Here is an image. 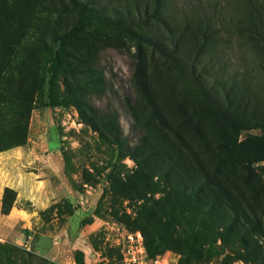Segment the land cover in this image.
<instances>
[{
    "label": "rangeland",
    "instance_id": "obj_1",
    "mask_svg": "<svg viewBox=\"0 0 264 264\" xmlns=\"http://www.w3.org/2000/svg\"><path fill=\"white\" fill-rule=\"evenodd\" d=\"M102 1L108 13L112 12L116 0ZM199 1L169 0V6L181 13V8ZM3 4L7 14L0 15V32L5 33V23L10 21L25 23L30 26L24 39L28 43L38 38L50 43L52 31L63 33L78 19L67 0H4ZM244 24L215 23L217 51L211 59L204 57L199 65L209 69L208 82L214 89L238 86L236 95L230 97L238 98L236 115L248 123L240 130L238 142L246 140L250 145L264 147V45L246 37ZM156 27L157 23H148L145 31L154 34ZM134 43L114 27L96 24L77 40L80 56L93 62L94 70L86 66L75 69L77 61L71 60L69 75L55 79L36 95L26 142L0 151V170L5 172L6 182H16L9 187L16 195L6 214L1 213L5 187L0 197V243L30 253L34 264H120L124 237L138 230L162 243L156 251L149 252L163 256L169 264H264V159L252 164V179H262L257 188L261 190L259 199H255L256 186L244 189L251 205L261 204L254 207L259 222L255 221L254 234H246V248L234 236L224 243L228 231L220 228L216 219L189 211L183 214L178 229L170 224L168 228L163 221L155 226L152 220L136 226L132 221L142 200H120L116 196L119 187L115 182L132 177L135 164L123 156L127 152L121 146L103 140L105 131L91 114H115L125 144L137 142L141 132L133 128L124 104V97H136L132 76L138 59ZM143 47L147 70L155 71L157 66L161 73L168 72V64L158 53ZM41 56L34 57L32 67L39 64ZM182 70L179 72L185 69ZM100 71L105 81L96 79ZM169 77L175 80L171 82L173 87L181 86L179 75ZM65 79L67 84L63 83ZM83 118L92 119L95 128L92 121L86 123ZM17 151L20 158L14 155ZM15 166L20 173L16 180L12 172ZM19 195L23 197L17 202ZM153 197L162 196L156 193ZM17 205L32 215L36 213L29 219L27 215L19 217ZM123 211L129 217L122 215ZM221 220L223 225L230 223L225 215Z\"/></svg>",
    "mask_w": 264,
    "mask_h": 264
},
{
    "label": "trees",
    "instance_id": "obj_2",
    "mask_svg": "<svg viewBox=\"0 0 264 264\" xmlns=\"http://www.w3.org/2000/svg\"><path fill=\"white\" fill-rule=\"evenodd\" d=\"M3 1L0 15L5 16ZM67 1L78 14L77 22L63 33L52 31L50 43L41 38L24 41L30 29L25 23L10 21L5 23V33L0 32V151L26 142L36 95L55 79L69 75L71 60L77 61L75 69H93V62L80 56L78 36L96 24L114 27L128 40H135L138 60L132 78L136 97H124V104L133 128L141 132L137 142L127 146L115 114L109 117L92 111L91 118H97L105 131L103 140L121 146L127 152L123 156L135 164L132 177L115 182L119 187L116 196L142 200L132 221L136 226L152 220L155 226L163 221L168 228L170 224L178 229L189 211L216 219L228 231L224 243L234 236L246 248V234H254L255 221L259 222L254 207L261 204L251 205L244 189L256 186L255 199H259L257 188L262 179H252V164L264 159V147L238 142L240 130L248 126L236 115L238 98L230 97L236 95L238 86L214 89L208 82L209 69L199 64L217 51L215 23H245L246 37L264 45V0H200L181 8V13L170 8L169 0H116L110 13L102 0ZM148 23H157L154 34L145 31ZM143 46L158 53L170 71L163 74L157 66L148 71ZM37 54L42 55L39 64L32 67ZM177 75L181 86L173 87L174 79L169 76ZM96 79L105 81L104 72ZM91 125L95 128L93 121ZM261 132L264 136V125ZM156 193L162 197L154 198ZM15 195L5 187L1 213L10 211ZM121 214L129 217L125 211ZM222 215L230 219L229 224L223 225ZM143 237L148 255L154 257L149 250L156 251L162 243ZM0 254V261L4 260L0 264H34L32 255L15 245L0 243Z\"/></svg>",
    "mask_w": 264,
    "mask_h": 264
},
{
    "label": "built area",
    "instance_id": "obj_3",
    "mask_svg": "<svg viewBox=\"0 0 264 264\" xmlns=\"http://www.w3.org/2000/svg\"><path fill=\"white\" fill-rule=\"evenodd\" d=\"M120 264H169L161 255L150 257L146 251L144 237L140 231H131L126 234L121 243Z\"/></svg>",
    "mask_w": 264,
    "mask_h": 264
},
{
    "label": "crops",
    "instance_id": "obj_4",
    "mask_svg": "<svg viewBox=\"0 0 264 264\" xmlns=\"http://www.w3.org/2000/svg\"><path fill=\"white\" fill-rule=\"evenodd\" d=\"M17 158H20V156H21V153H20V151H17V154H14ZM12 172L13 173H15L14 174V178H15V180L17 179V177L20 175V173H18V170H16V166H15V168L12 170ZM17 173V174H16ZM6 176H5V172L4 171H2V170H0V181L2 182V184L0 185V197H1V194H2V191H3V188L4 187H13V186H15V184H16V182H15V184L13 183V184H11L10 182H6ZM22 197H23V195H19V197H17V199L15 200V201H21L22 200ZM18 206V205H17ZM12 211V210H11ZM16 212H17V215L19 216V217H21V216H25V215H27L28 216V219L29 218H31L32 216H34V214L36 213H33V215H32V212H27V211H24L23 209H21L19 206H18V209H16Z\"/></svg>",
    "mask_w": 264,
    "mask_h": 264
}]
</instances>
